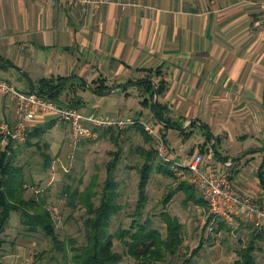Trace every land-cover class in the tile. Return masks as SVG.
Segmentation results:
<instances>
[{
    "label": "crops",
    "instance_id": "1",
    "mask_svg": "<svg viewBox=\"0 0 264 264\" xmlns=\"http://www.w3.org/2000/svg\"><path fill=\"white\" fill-rule=\"evenodd\" d=\"M0 57L8 61L0 78L19 91H36L41 79H82L78 108L85 115H151L171 162L186 164L192 157L186 152L210 147L204 167L225 171L239 194L264 206L258 175L264 157V0H102L87 12L47 0H0ZM157 67L167 83L157 100L186 136L164 129L144 102L149 93L142 69ZM102 83L107 91H93ZM0 117L17 118L14 100L1 91ZM40 126L50 129L54 151L61 146L59 128L70 132L64 122L37 113L30 132Z\"/></svg>",
    "mask_w": 264,
    "mask_h": 264
},
{
    "label": "rangeland",
    "instance_id": "2",
    "mask_svg": "<svg viewBox=\"0 0 264 264\" xmlns=\"http://www.w3.org/2000/svg\"><path fill=\"white\" fill-rule=\"evenodd\" d=\"M71 94L68 91L61 99L68 101ZM148 118L143 121L156 129L157 124L154 121L149 123L152 116L149 115ZM59 129L62 138L57 151L50 147L53 140L50 129H44L40 146L33 144L37 143V137L29 140L32 145L26 144V140L13 141V150L7 154L11 165L16 169L20 168L19 180L22 183L23 196L45 200L55 224V233L63 242L65 251L55 246L43 231L25 230L20 223L19 213L12 212L0 234L3 240L0 248L2 264H75L71 260L74 253L72 247H79L85 241L84 220L87 214L85 207L79 202L72 205L69 193L76 189L82 191L95 179L93 190L97 194L93 196V201L98 205L109 163L116 157L118 160L113 177L119 184L117 201L122 208L113 215L110 222L114 250L121 255L119 264H141L142 260H137L128 253L127 247L117 234L121 229L130 226V214L136 207L139 168L144 161L140 149L157 151V138L151 135V140L147 141L138 130L130 133L126 129H115L112 132L113 137L109 134L98 136L92 140H82L74 146L67 127L61 126ZM159 134L162 136L160 131ZM44 142L49 145L47 149L43 147ZM39 147L45 150L47 157L41 154ZM5 149L8 148L0 143V152ZM196 151L200 149L186 154L193 155ZM202 153L205 159L207 153ZM161 161L165 162L160 156H156L153 161L142 219L150 218L152 226L165 237L166 225L160 214L163 211L168 212L181 223L183 241L175 255H167L164 260L156 261L155 264H236L238 250L250 241L254 236V229L258 227L253 222L240 218L231 222L224 221L225 224L220 225L217 217L210 213L208 205L187 200L186 193L178 188L182 181L192 183L190 175L186 173L184 176H176L172 171L174 177H167L156 170ZM170 191L171 197L164 203L165 195ZM253 199L255 202V198ZM255 203L264 210L261 203ZM128 238L127 235L124 236L125 240ZM254 255L258 264H264V236L256 240Z\"/></svg>",
    "mask_w": 264,
    "mask_h": 264
},
{
    "label": "trees",
    "instance_id": "3",
    "mask_svg": "<svg viewBox=\"0 0 264 264\" xmlns=\"http://www.w3.org/2000/svg\"><path fill=\"white\" fill-rule=\"evenodd\" d=\"M8 61L0 57V66L7 64ZM147 72L145 78L141 79V84L149 93V97L144 100L147 102L154 112V117L157 122L164 125V129H177L182 135H188L187 130L182 129V125L170 116L168 107L161 103L159 100L154 102L155 88H157L158 96L161 95L167 88V83L162 77L160 67L142 69ZM157 79L156 83L152 79ZM70 78L56 79H41L36 87V92L40 95L46 96L50 99L59 102H66V104L78 107L82 102L80 95H77L78 88H84L85 81L79 79L78 83L69 82ZM109 87L103 83L93 87V91L97 93H104ZM72 91L73 95L68 101H63L61 96L68 91ZM192 123L190 126H193ZM133 128L138 130L145 140H151V135L148 133L144 125L137 123L129 126L126 130ZM114 127H95L99 137L111 135L115 132ZM44 133V127H36L32 132H28L26 144L32 145L30 139L37 137V144L40 146L41 136ZM207 142L211 141V133H207ZM118 137V134L117 136ZM115 139V138H114ZM90 140V139H88ZM12 141L7 145L5 150L0 152V234L4 230V226L8 223L12 212L19 213L20 223L28 232H36L41 230L46 236L51 238V242L60 250L65 251L64 244L58 239L55 233V224L53 222L50 211L45 205L44 199H37L34 197L26 198L23 196V188L21 180H19L20 168L16 169L11 165L8 159V151L12 152ZM43 147L47 149L48 143L44 142ZM41 154L46 156L45 150L41 147ZM213 153L221 160L225 161L227 158L222 157L215 147L211 145ZM141 154L144 155L143 164L139 168L140 179L138 183V198L136 207L133 213L130 214L132 221L130 226L121 229L117 237L122 240L127 247L128 253L137 260H142L141 264H155L156 261H161L167 255H175L183 239L181 235V223L177 217L171 216L168 212H161V218L166 225V236L163 237L160 231L152 226L150 218L142 219L143 208L147 202L146 187L149 182L150 173L153 169V161L156 156H159L158 151L140 149ZM210 147H201V151H209ZM47 157V156H46ZM116 157L110 161L108 166V175L105 180L104 187L101 191V196L98 205L93 201V196L96 192L93 190L95 179L85 187L82 191L76 189L72 190L70 200L72 205L74 202H79L86 209L87 217L84 220V243L79 246H73L74 253L71 260L75 264H119L121 255L114 250V236L110 232V222L114 214L121 210V205L118 203L119 192L117 190L118 183L113 177V173L117 166ZM157 171L163 173L167 177H174L173 172L167 162L161 161L156 168ZM258 175L261 184L264 186V157L258 168ZM178 188L186 193V199L194 202L195 204L207 205L199 191L193 183L189 181H182L179 183ZM70 188H68V191ZM172 191L165 195L163 202H167L171 197ZM220 225L225 222L221 218H217ZM253 233V230H252ZM128 236V240L124 236ZM250 241L241 247L237 254L238 258L235 260L236 264H258L254 251L256 249V240L264 236V227L255 228ZM3 240L0 237V248ZM187 263V262H186ZM0 264H2L0 256ZM169 264V263H167Z\"/></svg>",
    "mask_w": 264,
    "mask_h": 264
},
{
    "label": "built area",
    "instance_id": "4",
    "mask_svg": "<svg viewBox=\"0 0 264 264\" xmlns=\"http://www.w3.org/2000/svg\"><path fill=\"white\" fill-rule=\"evenodd\" d=\"M53 6L79 8L87 12L90 6L99 7L102 0H47ZM0 91L14 100L17 118L8 121L0 117V143L3 147L12 141L24 142L30 130V122L37 113L50 115L69 125L71 143L76 146L82 140L98 137L95 127H114L126 129L133 124L145 126L148 133L157 138L158 154L169 163L176 176L190 175V179L206 201L213 217L231 222L235 218L253 222L256 227H264V210L254 202L251 196H243L235 189L225 171L213 172L204 167V155L195 152L186 164L171 162L166 155L167 146L159 131L139 119H123L116 116L85 115L78 107L55 101L36 91L22 92L13 84L0 78ZM86 121L89 124H86ZM215 219V218H214Z\"/></svg>",
    "mask_w": 264,
    "mask_h": 264
},
{
    "label": "water",
    "instance_id": "5",
    "mask_svg": "<svg viewBox=\"0 0 264 264\" xmlns=\"http://www.w3.org/2000/svg\"><path fill=\"white\" fill-rule=\"evenodd\" d=\"M158 97L157 88H155L154 102L156 103ZM161 124V123H160ZM163 125V124H162Z\"/></svg>",
    "mask_w": 264,
    "mask_h": 264
}]
</instances>
